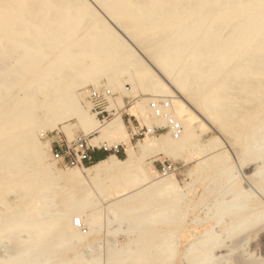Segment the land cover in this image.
Returning a JSON list of instances; mask_svg holds the SVG:
<instances>
[{
    "label": "bare ground",
    "instance_id": "bare-ground-1",
    "mask_svg": "<svg viewBox=\"0 0 264 264\" xmlns=\"http://www.w3.org/2000/svg\"><path fill=\"white\" fill-rule=\"evenodd\" d=\"M92 1L109 21L90 0H0V240H4L0 260L11 257L14 262L37 260L44 264L54 259L46 257V252L51 254L54 248L69 244L70 251L80 247V253L66 264L99 262L100 248L85 242L86 232L75 226L74 220L79 217L97 235L102 226L96 208L99 210L97 205L104 200L97 194L98 200L93 196L97 201L91 204V196L61 194L69 189L63 188L61 181L74 186L129 173L139 168V154L177 158L180 152L196 148V159L198 153L205 155L211 150L207 159L220 158L213 143L200 144L197 114H206L216 130L231 133V142H238L246 161L251 149L264 157V0ZM127 81L133 86L130 91L126 90ZM88 85H107L120 93L119 104L109 106L116 111L111 120L102 123L89 111L88 89L78 91ZM128 93L133 94L136 105L123 103L122 96ZM152 97L171 100L183 134L176 139L163 133L133 144L124 128V112L144 124L165 122L150 114L148 101ZM71 118L92 135L91 145L107 149L124 145L126 157L110 154L89 166L56 167L41 136L61 124L72 136V126L66 124ZM260 167L255 175L264 174ZM141 171L147 185L116 195L117 201L124 197L144 207L142 198L152 196L150 191L168 198L183 195L174 174L151 179L149 172ZM113 200L107 212L110 224L118 218L112 213ZM172 200L166 205L169 211L175 207ZM256 218L264 220V212ZM221 220L211 221L217 225ZM191 223L197 224L195 220ZM128 225L125 222V228ZM216 225L196 232L183 264L226 262L238 245L242 257L246 256V239L231 243L232 233H217ZM57 227L63 230L61 235H56ZM229 227L234 233L244 230ZM8 238L13 240L11 247ZM146 240L129 250L116 247V240L109 251L112 255L104 249V255L111 257L103 260L106 264H146L147 255L152 254L145 248L150 243ZM177 245L170 241L168 248L176 254ZM163 247L156 248L163 252Z\"/></svg>",
    "mask_w": 264,
    "mask_h": 264
},
{
    "label": "rangeland",
    "instance_id": "rangeland-1",
    "mask_svg": "<svg viewBox=\"0 0 264 264\" xmlns=\"http://www.w3.org/2000/svg\"><path fill=\"white\" fill-rule=\"evenodd\" d=\"M90 3L92 6L94 5L92 0H90ZM94 8L98 13L101 14L102 18L109 21L105 13L102 12L100 8L95 5ZM118 34L123 35V33H121L119 30ZM125 84H130V86L132 85L129 81H127ZM91 86L93 85H88L86 88H79L78 91L89 89ZM132 88L133 86L130 87L128 91H130ZM114 93L116 96L112 101L113 103L111 102L110 108H115L116 105L119 104L120 93ZM125 96L129 98H126ZM122 99L123 103H125L127 106H133L137 104L135 100L132 101L134 97L131 93L125 94L122 96ZM114 105L115 107H113ZM89 111L91 112V108ZM91 114L94 113L91 112ZM129 114L132 115L129 112H124L122 117L125 122V131L128 135H131H129L131 139L132 133L128 123V119L130 117ZM114 115V113L111 115L110 120L114 117ZM197 115L200 122V129L202 130V135L200 136L199 141L200 144L205 145L213 143L212 145L214 146V149H216L214 153H218L220 158L207 159L211 154H213L209 153L213 151L211 150L204 152L205 155L198 153V159H196L193 157V154H195L197 151L196 148L180 152V155L177 158H168L162 153L150 154L146 158L139 154L140 157L136 161L137 167L139 166V168H137L138 171L135 167L132 169V171H129V173H121V175H106L101 177L100 180L97 179L94 181L95 183L93 181H91V183L82 182L81 184L83 186L79 185V182L74 183V186H72L70 183L61 181V186L63 188H67L68 186L71 190L70 192L67 188L68 191H61V194L77 193L80 195H78L79 197L83 198L91 196L92 198L89 200L91 204L98 200L95 197L97 194L104 200V203H98L100 204L97 205L99 210L96 208L98 212H101L96 215V218L99 219L102 226L99 230V233L95 235L96 233H92L90 228L86 225L87 231L85 233V242H92L93 247L100 248V256L97 254V257H99L100 261L94 263L89 262L88 264H106L103 258L110 256L108 254L112 255L110 250L116 240L118 241H116L117 244H119L115 245L114 243L116 247H124L125 250H129L132 245L141 242L140 240L145 241L146 239L148 240H146V242H150L148 245L151 244V246L147 247L148 245H146L145 248H147L150 253L152 252L150 256L149 254L147 255L148 260L146 259V264H168V262L172 264H183V255H185V250L191 243L190 240L194 241V239L197 237V231L202 232L205 227L209 225H216L214 221H211L216 218L222 220L214 227L215 232L219 233L222 231V233L225 234V231H230L226 233V236L232 233V237L229 238V241H234V243L239 242V240L242 238L246 239V244L244 246L246 248V256L242 257V248H240V245H238V250L228 257L227 261L229 262H221L222 264H264V220L260 221L256 218L257 215L264 212V177H262L264 174L262 176L254 174L257 166H262L260 167L262 169L259 170L264 172V150L262 154L260 153L263 157L262 159L255 154L256 150L251 149L250 156L246 161V154L241 153L240 146L237 147L238 142H231L230 138L233 137L231 133L224 132L220 129L216 130V124L206 114L202 113V115ZM94 116L96 117V115ZM138 120L143 123L139 118ZM76 122L77 120L75 118H71L68 120V122H66L69 127L72 126L70 127L72 136L68 135V130H64L62 124L59 128L47 130L44 135L41 136V140L47 145V147H50V149L48 147V154L50 156L49 160L54 162L56 167L60 169H65L68 167L60 165L59 162L55 160L52 152V142L60 139V137L65 140L72 141L76 139L78 134H86V132H84V130ZM74 123L76 125H74ZM154 123L158 122L154 121ZM159 137L160 136H148L135 139L132 138L131 142L133 144H137L139 141H143L148 138L155 139ZM91 138L92 136L89 138V143ZM108 153L109 155L118 153L119 157H126L124 145H119L118 150L111 147ZM202 160H204V162H201ZM142 169L149 172L151 179H155L158 176H168L170 174H174L178 185L182 189L183 195L177 198H168L164 195L155 196L157 193L150 191L149 193H151L152 196H146L142 198V201H145L144 207H138L136 202H128L127 199H123L124 197H121L122 199L118 198L117 201V199H115L116 195H121L124 191L133 192L135 189L147 185V182H145L144 179V173L141 171ZM153 171H156L155 176ZM132 178L133 180H130ZM141 180H143L142 183ZM75 186L77 187L75 188ZM88 187L90 189H88ZM154 188L155 186L151 187V189ZM76 189H80V191ZM93 196L97 200H94L95 198H93ZM112 199H114L113 202L116 200V203H113L114 209L112 210V213L118 217L117 220H115L117 224L115 221H113L112 224L108 222L107 212L110 211L109 202ZM172 199L175 200L176 203L175 207L171 208L169 211V207L166 205ZM91 211L93 210H90V212ZM242 219L245 222H243ZM193 220H195V224L197 223L198 225H194V223L192 224L191 222ZM197 220H199V222ZM125 222L129 224L127 228L124 226ZM205 222H208L207 226H205ZM230 225L231 227H233V225L236 227L240 226L239 228L244 227V230L240 232L235 231V233L233 231L231 232L229 229ZM225 226L227 228L229 227V230H227ZM223 227L226 229L223 230ZM62 231V229L60 230L57 227L55 233L56 235H61ZM168 232L170 235L172 234L171 238ZM174 240L178 244V253L176 252V254L172 249L168 248L169 242H174ZM3 242V239L0 240V245H2ZM7 243L11 247L13 245L12 238H8ZM121 244L124 246H121ZM154 244L159 248L164 244L162 249L164 251L161 252L160 249L162 247L160 249L156 248ZM2 248L3 247L0 246V250ZM70 248L71 246L67 244L62 245L58 249L54 248L55 252L51 251V254L46 252V257H52L54 259L51 260V262H44V264H66L65 262H69V260H72L75 255L80 253V247L74 251H70ZM105 248L106 252L108 250V254H106V256L104 255ZM245 248L243 250H245ZM156 250H159L161 254ZM239 251H241V253ZM155 253H158L159 255L156 257ZM123 254L124 251L121 252L122 256ZM174 254L175 257L172 258ZM187 255L185 257L190 256ZM4 258L0 260L1 263H5L6 261L10 264H41L36 262L37 260H29L22 263L10 260L9 258L11 257H8L6 260H4ZM26 258H31V256L27 255ZM210 263L216 264L214 260L210 261L209 264Z\"/></svg>",
    "mask_w": 264,
    "mask_h": 264
},
{
    "label": "built area",
    "instance_id": "built-area-1",
    "mask_svg": "<svg viewBox=\"0 0 264 264\" xmlns=\"http://www.w3.org/2000/svg\"><path fill=\"white\" fill-rule=\"evenodd\" d=\"M130 84H126L127 90ZM116 94L112 89L105 85L91 86L88 89L87 101L91 111L96 115L100 122L105 123L110 120L115 109L109 110L111 102ZM126 98H129L125 96ZM134 101V99L132 100ZM150 114L156 118H164V124H143L136 116L129 115L128 123L131 128L132 138H142L148 135H161L169 133L178 139L182 136L184 127L173 113V105L169 98L152 97L148 101ZM133 118V119H132ZM92 135L79 134L76 139L68 141L57 139L52 142V152L56 161L64 167L86 166L94 162L93 150L95 147L89 143ZM119 147H115L118 150ZM74 225L86 232V225L79 217L75 218Z\"/></svg>",
    "mask_w": 264,
    "mask_h": 264
},
{
    "label": "crops",
    "instance_id": "crops-1",
    "mask_svg": "<svg viewBox=\"0 0 264 264\" xmlns=\"http://www.w3.org/2000/svg\"><path fill=\"white\" fill-rule=\"evenodd\" d=\"M108 152H109V149H107L105 146L95 147V149L93 150L94 162L97 160H101V159L106 158L109 155ZM116 154L118 155V153H116Z\"/></svg>",
    "mask_w": 264,
    "mask_h": 264
}]
</instances>
